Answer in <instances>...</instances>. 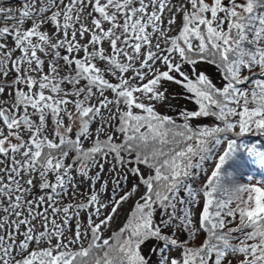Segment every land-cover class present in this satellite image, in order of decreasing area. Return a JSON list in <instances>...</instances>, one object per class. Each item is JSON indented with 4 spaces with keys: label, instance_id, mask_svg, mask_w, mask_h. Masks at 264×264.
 <instances>
[{
    "label": "snow or ice",
    "instance_id": "6c2138e0",
    "mask_svg": "<svg viewBox=\"0 0 264 264\" xmlns=\"http://www.w3.org/2000/svg\"><path fill=\"white\" fill-rule=\"evenodd\" d=\"M0 264H264V0L0 6Z\"/></svg>",
    "mask_w": 264,
    "mask_h": 264
},
{
    "label": "trees",
    "instance_id": "16d2710c",
    "mask_svg": "<svg viewBox=\"0 0 264 264\" xmlns=\"http://www.w3.org/2000/svg\"><path fill=\"white\" fill-rule=\"evenodd\" d=\"M21 3V0H1L0 1V6H4V7H17L19 6ZM255 172V170H252ZM258 178V175H257Z\"/></svg>",
    "mask_w": 264,
    "mask_h": 264
},
{
    "label": "rangeland",
    "instance_id": "374dc122",
    "mask_svg": "<svg viewBox=\"0 0 264 264\" xmlns=\"http://www.w3.org/2000/svg\"><path fill=\"white\" fill-rule=\"evenodd\" d=\"M1 1V0H0ZM188 107H194L193 105L189 104ZM252 183H256V179H253Z\"/></svg>",
    "mask_w": 264,
    "mask_h": 264
}]
</instances>
